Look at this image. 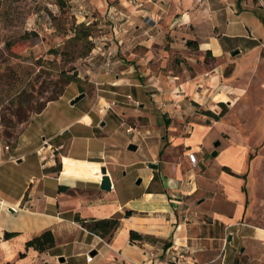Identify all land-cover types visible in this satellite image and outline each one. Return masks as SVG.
Instances as JSON below:
<instances>
[{
    "label": "rangeland",
    "instance_id": "obj_1",
    "mask_svg": "<svg viewBox=\"0 0 264 264\" xmlns=\"http://www.w3.org/2000/svg\"><path fill=\"white\" fill-rule=\"evenodd\" d=\"M174 2L0 0V145L10 146L16 157L25 154L23 161H10L0 168V173L9 178L0 186L1 196L16 199L22 193L26 195L30 177L43 175L39 153L34 151L43 137L52 143L43 153L45 163L53 160L56 168L61 165L68 174L90 176L62 175L61 181L66 183L85 181L68 194H101L99 184L94 183L99 181L92 178L103 175L101 164L65 155L71 148L80 155L98 147L92 133L77 121L90 113L96 134L103 137L102 165L108 170L114 168L115 191L122 202L137 200L155 187L161 189L165 179H175L182 173L184 180L179 188L189 192L196 187L194 202L216 198L215 203L229 210L226 192L216 180L223 166L235 173L240 168L238 174H246L248 195L243 221L264 229V82L253 74L252 78L249 74L233 77L231 62L213 61L210 55L187 46L183 32L172 34L170 26L177 9ZM79 27L83 34L88 30L90 35L72 42ZM219 65L229 99L218 101L216 96L206 95L201 100L196 92L201 93V88H182L191 78ZM64 73H77V78L65 86L58 100L49 102L63 84ZM233 86L241 90L236 93ZM83 92L85 97L71 105L70 101ZM221 102L227 109L217 121L209 112L219 114ZM46 103L41 113L34 112ZM27 112L31 113L28 120L21 121ZM199 125L211 131L204 141L200 140L207 133L204 135ZM19 137L23 141L17 145ZM189 138L199 144V153L187 143ZM217 140L221 144L215 147ZM130 143L137 144L138 149L129 150ZM215 149L219 155L212 157ZM189 152L200 155L197 165L188 162ZM150 163L158 164V168L150 167ZM55 174L59 176L60 172L56 170ZM151 175L155 176L153 184L148 182ZM139 178L141 183H137ZM43 180L46 191L54 192L57 181L50 177ZM12 214L11 220L1 222L9 229L25 228L21 214ZM77 235L73 244L64 245L58 239L46 253L24 247L10 257L9 250L2 247L0 264H97L100 255L89 263L87 249L79 248L97 238L82 231ZM60 252L65 254L57 256ZM21 253L25 257H20ZM238 253L239 264H264V248L244 243ZM59 257L67 260L60 262Z\"/></svg>",
    "mask_w": 264,
    "mask_h": 264
},
{
    "label": "crops",
    "instance_id": "obj_2",
    "mask_svg": "<svg viewBox=\"0 0 264 264\" xmlns=\"http://www.w3.org/2000/svg\"><path fill=\"white\" fill-rule=\"evenodd\" d=\"M174 5L177 9L176 18L170 26L172 34L178 35L183 32L186 36L183 41L186 44L188 40L195 41L187 46L198 49L202 54L210 55L213 61L231 62L233 77L240 78L249 74V78H252L253 74L264 82V64L263 66L260 64V62L264 63V0H242L241 2L239 0H175ZM237 50L239 53L234 55L233 52ZM221 66L196 75L187 83H183L182 88L186 86L192 91L195 87L198 90L201 88V93L196 91L201 100H204L206 95L216 96L218 101H223L222 98L229 99V95L225 92L228 85H225L221 76ZM238 88L240 87H232L234 91L241 90ZM218 89H222V92ZM77 121L84 124L92 133V139L98 147H90L80 155L75 154L71 148L65 155L75 159L93 160L96 161L93 164L103 166L101 159L104 149L100 146L103 137L96 134L92 115L88 113L80 116ZM198 129L202 130L204 135L207 133L200 141H204L211 133L207 126L199 125ZM21 141H23L22 138ZM21 141L19 137L17 145L22 144ZM187 143L199 153L196 150L199 147L196 141L189 138ZM47 145L52 147L51 141L43 137V141L39 142L34 149L37 155L39 153L41 163L39 169L44 173L40 178L30 177V186L26 184L25 187H28L27 194L22 193L16 199L0 195V249L2 247L8 249L10 257L21 251L27 240L45 229H51L54 232L56 244L58 239L65 242L64 245L73 244L77 241V233L80 231L86 233L88 237L95 236L96 241L91 239L79 248L84 250L86 248L87 254L94 256L92 262L100 255L97 264H107L113 260L120 264H227V262L236 264L238 252L244 243L264 248V229L243 221L248 196L244 191L246 178L231 176L223 170L216 180V185L221 186L226 192L229 210L224 207V204L215 203L216 198L210 202L208 199L202 201V198L194 202L192 196L195 194L196 187L189 192L179 188V182L184 180L182 173L175 179H168V181L165 179L161 189L155 187L137 200L130 199L122 202L115 191L116 179L112 167L108 170L112 178L110 191L102 190L101 194L96 193L90 197L85 194L75 196L68 194L67 191L79 189L78 184L85 181L79 180L75 184L66 183L61 181L62 175L58 176L55 172L49 171L55 163L53 160L44 162L46 156L43 153L48 152ZM2 146L0 145V168L10 161L24 160L25 154L16 157L11 154L13 149H7L6 145ZM224 161L226 160L223 159L222 162ZM188 162L190 163L189 159ZM62 172L67 171L62 167ZM240 172L239 168L238 173ZM71 176L90 178L89 175L70 173L63 177ZM45 177L54 178L57 181L54 192L46 191L43 184ZM92 178L93 181H99L94 183H98L100 188L103 175ZM8 179L7 175L0 173V186L6 184ZM148 182L153 184L154 175L148 177ZM59 185L68 186V189H60ZM10 208H15L17 214H21L26 222V227L22 230L9 229L1 222V220H11L13 214L9 211ZM127 210H133L134 213L125 217ZM77 214L82 218L122 216L121 225L111 241L107 242L76 222L74 218ZM130 230H136L159 240L133 243L130 241ZM5 231H17L19 235L5 239ZM230 234H232L231 241L228 240ZM163 240L170 242L171 245L164 247ZM102 245H106L107 249ZM228 249H230L229 254L226 253ZM28 250L36 252L33 248ZM64 254L60 252L56 255ZM64 258L66 261L67 257ZM255 264H263V262Z\"/></svg>",
    "mask_w": 264,
    "mask_h": 264
},
{
    "label": "trees",
    "instance_id": "obj_3",
    "mask_svg": "<svg viewBox=\"0 0 264 264\" xmlns=\"http://www.w3.org/2000/svg\"><path fill=\"white\" fill-rule=\"evenodd\" d=\"M240 2L242 0H239ZM75 36H73L70 40L72 42H77L79 40H82L83 38H87L90 35V33L88 32V30H86V33H82V30L80 29V27L78 29H75ZM195 43L194 40H188L187 44L191 45ZM90 49L92 47H89ZM63 73V72H62ZM64 77V82H62L63 84L60 85V88L57 91V94L52 96L49 99L50 101H55L58 100L59 97L63 94L65 86L69 83L74 81V79L77 78V73H75L74 75L71 76H67L66 73L63 74ZM48 102V103H49ZM44 104L43 106L40 107V109L34 111L35 113H41L47 106V104ZM221 107L223 108L222 111L219 114H214L212 112H209L210 115H212L214 117L215 120H219L226 111V104L224 102L220 103ZM30 112H27L26 114L22 115V118L20 119L21 121H27L28 117L30 116ZM169 125V123H168ZM163 153V150L160 151V155ZM51 172H55L56 170H58L60 173V175L63 176H67V173L62 172V166L59 165L58 168H56V166L54 165L53 167L50 168ZM222 170L226 171L227 173L237 176V177H241V178H246V174H238L235 173L231 170V168L229 166H223ZM155 178V176H154ZM60 189H68V186H64V185H59ZM244 191L247 195V190L246 188H244ZM248 204V197H247V201H246V206ZM134 213L133 210H127L124 214L125 217H129ZM121 218L122 216H114V217H110V218H95V217H90V218H82L80 217V215H75L74 220L76 222H78L84 229H86L87 231H89L90 233L96 234L98 236H100L102 239L106 240L107 242L111 241V239L114 237L116 231L119 229L120 225H121ZM19 235V232L17 231H5L4 232V238L5 239H10L12 237H15ZM159 239L150 235H144L142 233H139L136 230H130V241L133 243H143V242H149V241H158ZM164 243V247H168L171 245L170 242H166V240H163ZM56 245V236L54 234V232L51 229H45L43 231H41L40 233L35 234L34 236H32L29 240L26 241L25 243V247L26 249L29 248H33L36 251H39L41 253L43 252H47L50 249H52L53 247H55ZM20 257H25V253H21ZM236 264H239L238 261L236 262Z\"/></svg>",
    "mask_w": 264,
    "mask_h": 264
},
{
    "label": "water",
    "instance_id": "obj_4",
    "mask_svg": "<svg viewBox=\"0 0 264 264\" xmlns=\"http://www.w3.org/2000/svg\"><path fill=\"white\" fill-rule=\"evenodd\" d=\"M237 53H239V50L233 52L234 55L237 54ZM85 95L86 94L83 92L80 95H78L75 98H73L70 101L71 105H76L81 99H83L85 97ZM103 124H104V122L101 123V125H103ZM220 144H221V141L217 140L214 143V146L218 147V146H220ZM128 149L131 150V151H136L138 149V145L135 144V143H130L129 146H128ZM218 155H219V151L217 149H215V150H213L211 152V156L212 157H217ZM19 162H21V160H19ZM150 167H152L154 169H157L158 168V164L150 163ZM101 171H102V174H103V179L100 182V188L102 190H105V191H110L112 189V178H111V175H110V173H109V171H108V169H107V167L105 165L101 166ZM141 182H142V178H139L137 180V183H141ZM9 211L12 212V213H17V210L15 208H10ZM228 240L229 241L232 240V234L229 235ZM59 261L60 262H64L65 258L64 257H60Z\"/></svg>",
    "mask_w": 264,
    "mask_h": 264
},
{
    "label": "built area",
    "instance_id": "obj_5",
    "mask_svg": "<svg viewBox=\"0 0 264 264\" xmlns=\"http://www.w3.org/2000/svg\"><path fill=\"white\" fill-rule=\"evenodd\" d=\"M6 148L9 149L10 147L9 146H6ZM187 157H188L190 163H192L193 165H197V163H198V156H197L196 152H189L187 154ZM93 259H94V256L92 254L88 253L87 254V261L88 262H92Z\"/></svg>",
    "mask_w": 264,
    "mask_h": 264
},
{
    "label": "flooded vegetation",
    "instance_id": "obj_6",
    "mask_svg": "<svg viewBox=\"0 0 264 264\" xmlns=\"http://www.w3.org/2000/svg\"><path fill=\"white\" fill-rule=\"evenodd\" d=\"M101 125V124H100ZM101 126H104V124L103 125H101Z\"/></svg>",
    "mask_w": 264,
    "mask_h": 264
}]
</instances>
